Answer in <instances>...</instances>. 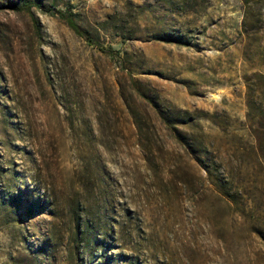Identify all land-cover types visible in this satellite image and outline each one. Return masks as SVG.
Here are the masks:
<instances>
[{
    "label": "rangeland",
    "instance_id": "rangeland-1",
    "mask_svg": "<svg viewBox=\"0 0 264 264\" xmlns=\"http://www.w3.org/2000/svg\"><path fill=\"white\" fill-rule=\"evenodd\" d=\"M43 3L0 7V264H264V0ZM137 85L198 112L212 174Z\"/></svg>",
    "mask_w": 264,
    "mask_h": 264
},
{
    "label": "trees",
    "instance_id": "trees-1",
    "mask_svg": "<svg viewBox=\"0 0 264 264\" xmlns=\"http://www.w3.org/2000/svg\"><path fill=\"white\" fill-rule=\"evenodd\" d=\"M34 5L42 7L44 5L43 0H0L1 8L5 6L32 12V7ZM44 10L52 14H59L78 34L88 38V30L78 22L75 11L70 7L66 9H53V7L50 6ZM157 36L159 38L167 39H172L174 37L175 40H182L180 37L171 36L166 32L157 33ZM100 48L114 56L120 53L119 49H115L113 46L101 45ZM256 75L258 78L255 83L250 81V77L248 78V116L252 121L250 126L251 131L256 137L257 143H259L258 147L264 153V74L257 73ZM47 78H49V75H47ZM256 85L258 86L257 88L255 87ZM136 88L138 89V93L156 109L158 115L166 124V127L170 130L175 139L184 145L186 149L194 155L199 164L205 166L212 174L213 169L205 163V157L211 156V149L209 147L210 143L206 139L207 133L201 129V123L198 120V112L180 108L171 101L162 98L158 92L152 93L139 85H137ZM256 92H258V94ZM132 112L139 128V133L148 136L142 116H140L138 112H134V110ZM87 222L90 223V220L87 219Z\"/></svg>",
    "mask_w": 264,
    "mask_h": 264
}]
</instances>
